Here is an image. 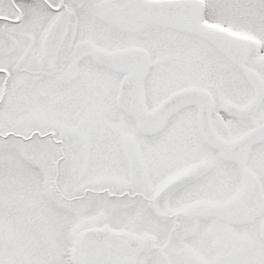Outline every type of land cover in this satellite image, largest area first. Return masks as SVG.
I'll return each instance as SVG.
<instances>
[{
	"label": "snow or ice",
	"instance_id": "6c2138e0",
	"mask_svg": "<svg viewBox=\"0 0 264 264\" xmlns=\"http://www.w3.org/2000/svg\"><path fill=\"white\" fill-rule=\"evenodd\" d=\"M0 264H264V0H0Z\"/></svg>",
	"mask_w": 264,
	"mask_h": 264
}]
</instances>
